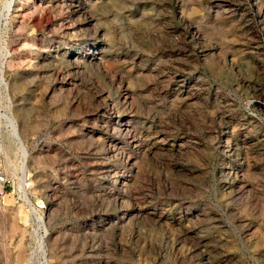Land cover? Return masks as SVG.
<instances>
[{
    "label": "rangeland",
    "instance_id": "374dc122",
    "mask_svg": "<svg viewBox=\"0 0 264 264\" xmlns=\"http://www.w3.org/2000/svg\"><path fill=\"white\" fill-rule=\"evenodd\" d=\"M0 173V264H264V0H0Z\"/></svg>",
    "mask_w": 264,
    "mask_h": 264
},
{
    "label": "built area",
    "instance_id": "2783aa9c",
    "mask_svg": "<svg viewBox=\"0 0 264 264\" xmlns=\"http://www.w3.org/2000/svg\"><path fill=\"white\" fill-rule=\"evenodd\" d=\"M8 185V180L6 179L5 175L0 173V198L6 194V187Z\"/></svg>",
    "mask_w": 264,
    "mask_h": 264
},
{
    "label": "bare ground",
    "instance_id": "6f19581e",
    "mask_svg": "<svg viewBox=\"0 0 264 264\" xmlns=\"http://www.w3.org/2000/svg\"><path fill=\"white\" fill-rule=\"evenodd\" d=\"M5 195H6V194H5ZM5 195H4V196H5ZM25 198H26V202L29 204V206H30V207H33V204L31 203V201H30V199H29L28 193H26Z\"/></svg>",
    "mask_w": 264,
    "mask_h": 264
}]
</instances>
